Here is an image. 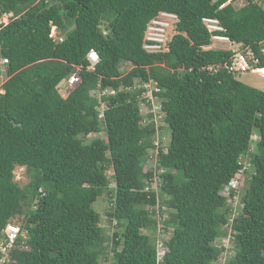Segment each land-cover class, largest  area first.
Segmentation results:
<instances>
[{"label":"trees","instance_id":"16d2710c","mask_svg":"<svg viewBox=\"0 0 264 264\" xmlns=\"http://www.w3.org/2000/svg\"><path fill=\"white\" fill-rule=\"evenodd\" d=\"M232 1L0 0V15L13 14L0 29L9 61L0 92V226L17 215L26 230L10 264H214L227 234L232 255L223 264H264V91L227 71L232 53L209 47L201 22L218 18L219 33L264 67V7ZM161 11L177 14L175 33L164 52L147 53L146 25ZM90 49L99 56L93 70ZM74 72L78 81L67 86ZM150 80L170 130L165 147L153 140V112L141 111L149 101L138 84ZM16 166L25 167L23 186ZM240 176L239 191L224 194ZM105 193L110 238L93 206ZM237 194L234 209L227 200ZM157 211L171 229L161 259L148 233Z\"/></svg>","mask_w":264,"mask_h":264},{"label":"built area","instance_id":"2783aa9c","mask_svg":"<svg viewBox=\"0 0 264 264\" xmlns=\"http://www.w3.org/2000/svg\"><path fill=\"white\" fill-rule=\"evenodd\" d=\"M13 17L11 12L3 13L0 15V29L5 26L9 20ZM178 21L177 14L168 11H161L157 16L149 20L146 25L142 48L147 53H161L166 50V43L168 39L175 33L176 23ZM201 22L205 26L208 32L211 33V43L209 47L230 51L232 56L230 61L225 63L223 66L231 73H243L246 71H251L260 78H264V67L258 66V59L249 48H242L239 44L231 41L227 36L220 34L219 32L224 31L223 26L220 24L218 18L216 17H203ZM56 28V27H55ZM58 31V30H57ZM53 40L59 42L62 40L63 36L50 35ZM87 58L90 64L87 69L93 70L94 65L98 62L99 56L94 49H90L87 52ZM8 58L0 54V79L6 76ZM207 69L215 70L216 67L209 65ZM78 75L76 72L72 73L67 79V86L73 85L78 81ZM5 80L0 81L1 85ZM138 87H142L143 97L146 101H155L156 105L153 107H160V101L156 98L153 92H158L159 87L152 80L145 82L143 84H138ZM0 92H3L0 86ZM238 179H233L230 181L229 186L225 187L223 193H228V188L238 187ZM17 216V215H16ZM15 217L9 218L4 225L0 226V264H10V251L21 245V241L26 238V230L22 229L20 221L14 220ZM22 239V240H21Z\"/></svg>","mask_w":264,"mask_h":264},{"label":"rangeland","instance_id":"374dc122","mask_svg":"<svg viewBox=\"0 0 264 264\" xmlns=\"http://www.w3.org/2000/svg\"><path fill=\"white\" fill-rule=\"evenodd\" d=\"M257 3L261 4L264 7V0H256ZM244 3V0H233L232 4L235 7H239ZM58 31L55 28V26L51 27V32L50 35H57ZM123 68V66H122ZM237 79L240 80L241 82L256 87L260 90L264 91V78H260L258 76V74L251 72V71H246L243 73H240L237 75ZM2 80H6V76L3 77V79H0V81ZM0 86H1V82H0ZM59 91L64 95L65 92L67 90V86L64 83H61L59 86ZM154 105H156L155 101L149 102L147 103H142L141 105V111L144 117L147 118L146 114L148 111H152L153 112V121L156 123V127H157V132L153 138L155 143H158L159 145L161 144L163 147H165L170 139V130L169 128H167V126L165 124L162 123V115H161V111L158 108L153 107ZM98 136L104 137V133L101 132L99 133ZM95 137L94 134H89L87 136L86 139H90ZM257 137V135L254 133L253 134V139H255ZM13 174H14V181L17 182L20 186L25 185L28 182V177L26 174V170L24 166H16L13 170ZM108 175H111V170L109 171ZM241 179H239L238 182L239 186L237 187V191H239V187L241 184V180L243 179V176H240ZM111 185H113L111 183ZM152 188L154 190H158V183L155 181L152 183ZM226 194V192L224 193ZM227 202L234 208L236 209L239 203V194L234 195L233 197L228 198ZM94 208L96 209V211H98L101 215V226L104 227L105 229V235H107L109 238L112 235V233L114 232V230H116L115 228V222L113 220H110L109 217L107 216V210L110 208V202L108 201V197L105 194H103L102 197H100L96 202H94L93 204ZM155 217L157 218V224H156V228L155 229H151L149 230L148 233L151 234L152 238L155 240L156 244H157V249H158V258L161 259L163 252L165 250V246L163 244V241H165L169 236H170V231L171 229L169 228L168 231L163 229V226L161 224V222L159 221V216H158V211L155 212ZM165 215V214H164ZM15 219L17 221H20V219H22V217H18L15 216ZM14 219V220H15ZM15 220V221H16ZM118 231V229H117ZM228 233V230H227ZM108 242H110V240H108ZM218 245H223L224 247H226L227 251H223L220 256L219 259L214 262V264H223L224 261H226L231 255H232V251L229 250V247L231 246V238L229 236V234H227V236L222 237L221 239L218 240ZM109 258V256H108ZM101 264H109V260L107 261H103L101 262Z\"/></svg>","mask_w":264,"mask_h":264}]
</instances>
